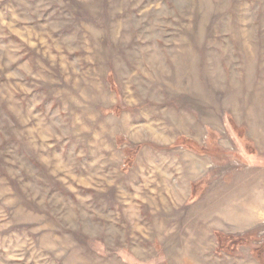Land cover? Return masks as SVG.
<instances>
[{
    "label": "rangeland",
    "instance_id": "rangeland-1",
    "mask_svg": "<svg viewBox=\"0 0 264 264\" xmlns=\"http://www.w3.org/2000/svg\"><path fill=\"white\" fill-rule=\"evenodd\" d=\"M0 264H264V0H0Z\"/></svg>",
    "mask_w": 264,
    "mask_h": 264
}]
</instances>
